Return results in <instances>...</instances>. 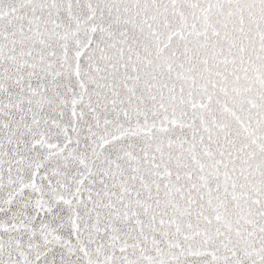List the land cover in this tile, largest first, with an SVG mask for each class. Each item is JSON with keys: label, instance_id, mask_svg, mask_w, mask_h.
<instances>
[{"label": "snow or ice", "instance_id": "1", "mask_svg": "<svg viewBox=\"0 0 264 264\" xmlns=\"http://www.w3.org/2000/svg\"><path fill=\"white\" fill-rule=\"evenodd\" d=\"M0 264H264V0H0Z\"/></svg>", "mask_w": 264, "mask_h": 264}]
</instances>
